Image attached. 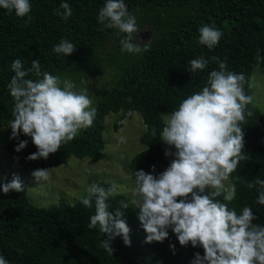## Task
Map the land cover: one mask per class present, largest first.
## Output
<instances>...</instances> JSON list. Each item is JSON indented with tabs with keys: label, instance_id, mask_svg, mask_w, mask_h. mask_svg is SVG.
Listing matches in <instances>:
<instances>
[{
	"label": "trees",
	"instance_id": "16d2710c",
	"mask_svg": "<svg viewBox=\"0 0 264 264\" xmlns=\"http://www.w3.org/2000/svg\"><path fill=\"white\" fill-rule=\"evenodd\" d=\"M62 2L72 9L67 21L54 14ZM106 0H30L31 22L25 26L27 17L18 18L14 11L0 9V127H5L6 151L17 157L21 167L50 169L66 164L68 159L88 158L98 162L104 158V117L120 113L113 130L119 131L125 119L139 111L145 131L139 138L144 147L130 162V179L134 184L135 171L159 175L175 158V150L164 144L159 133L163 127L160 113L176 110L189 95L200 91L212 70L218 64L211 61L216 56L226 58L229 71L244 73L245 93L250 95L248 80L253 66L259 64L264 74V0H125L130 13L140 12L149 6L180 11V17L164 16L167 22L155 25L157 31L147 40L149 50L137 55L135 61L124 68L116 77L109 95L96 105L93 125L47 160H27L37 149L31 138L22 133L11 138L10 122L13 120V98L7 85L14 73L11 63L20 59L25 69L31 62L39 60L41 70L61 77L71 76L95 55L108 37L117 30L102 29L98 23L99 9ZM212 25L223 33L218 45L209 50L198 43L199 28ZM61 39L75 44L71 55L63 57L52 51ZM143 47V45H142ZM204 57L210 62L196 73L189 72L190 61ZM27 78L37 79L33 73ZM253 112L242 124L244 152L249 160L241 161L230 176L235 184V198L228 202L223 196L216 199L228 204L237 214L250 207L257 217L252 223L264 226V206L256 202L257 191L249 189L247 182L259 177L264 179V115L252 104ZM147 126V127H146ZM153 128L156 136L152 135ZM27 146L15 151L20 141ZM165 151L171 155L165 156ZM155 166V172L152 168ZM12 177L4 174L0 184L11 182ZM98 185L108 188L105 182ZM208 193H202L207 195ZM190 199V196H189ZM129 204L122 217L129 228L130 246H125L122 236L111 240L114 249L109 256L100 247L101 240L110 234L101 233L99 226L89 229L93 207L86 208L80 201L73 204L59 202L47 208L34 206L26 194L0 191V255L9 264H191L195 254L204 255L202 247L191 244L181 246L176 235L168 230L163 242L145 243L146 234L138 220V209L127 197L113 194L106 200L109 212L119 208V202ZM174 246L173 248H170ZM22 250V252L18 251Z\"/></svg>",
	"mask_w": 264,
	"mask_h": 264
},
{
	"label": "clouds",
	"instance_id": "9594fccd",
	"mask_svg": "<svg viewBox=\"0 0 264 264\" xmlns=\"http://www.w3.org/2000/svg\"><path fill=\"white\" fill-rule=\"evenodd\" d=\"M31 7L30 0H0V9L14 11L18 18L27 17L25 26L32 19ZM54 14L67 21L73 13L68 3L62 2ZM97 20L101 30L113 29L124 34L119 40L121 53L140 55L149 50L147 43L135 42L140 29L125 0H106ZM198 31V43L209 50L223 36L212 25H202ZM74 50L75 44L68 39H61L52 49L63 57ZM211 61L218 64V70L210 72L206 85L184 99L176 110L161 116L163 127L159 138L175 148V158L159 175L135 171L132 203L139 209L138 220L146 234L145 243L163 242L171 229L181 246L191 244L193 248H203V257L195 254L191 264H264V226L252 223L257 218L252 209L244 207L237 214L227 203L216 199L223 196L224 201L230 202L235 198V184L226 182L241 161L250 159L244 152L241 125L253 115L247 110L253 97L245 93L244 73L229 71L226 58L213 56ZM209 62L204 57L192 59L188 71H202ZM11 71L14 75L7 87L14 106L9 127L12 139L21 133L31 138L37 151L27 160H47L50 154L93 125L96 108L86 87L78 88L69 77L61 79L42 71L39 60L32 61L31 67L25 69L24 62L16 59L11 63ZM30 73L37 79L27 78ZM152 135H157L155 128ZM26 146L27 140L20 141L15 151ZM168 155L171 153L165 151V156ZM31 176L37 183L48 181L49 169L34 170ZM246 186L256 189V202L264 206V179L257 177ZM205 189L209 193L202 195ZM0 191L21 192L24 185L14 175L11 182L0 184ZM115 191V184L108 188L92 184L80 199L90 209L94 201L95 212L90 216L88 228L99 226L101 233L110 234L109 239L100 242L109 256L114 251L111 240L115 236H122L125 246H130L129 228L122 218L129 204L120 201L119 208L110 213L106 203ZM0 264L9 262L0 255Z\"/></svg>",
	"mask_w": 264,
	"mask_h": 264
},
{
	"label": "rangeland",
	"instance_id": "374dc122",
	"mask_svg": "<svg viewBox=\"0 0 264 264\" xmlns=\"http://www.w3.org/2000/svg\"><path fill=\"white\" fill-rule=\"evenodd\" d=\"M163 13L167 16H174V18L182 14L177 10L174 15L171 9L154 6L133 13L140 29L135 42L146 43L157 31L155 25L167 22L168 19ZM123 35L116 31L108 37L105 44L88 63L69 76L78 88L86 87L89 90L93 98L92 106L95 108L109 95L117 75L137 58V55L121 53L119 40L123 38ZM81 81L84 83L81 84ZM248 84L250 96L253 97L251 104L264 115V74L260 71L259 64L253 66ZM167 114L169 113H160V117ZM119 116L120 113L110 112L104 117L102 138L105 156L102 160L92 162L88 158L71 157L66 164L49 169L50 179L48 181L38 183L31 176L35 169L19 166L17 157L6 151V129L0 127V177L4 174L11 177L19 176L24 185L23 192L31 204L41 208L57 205L59 202L67 204L78 202L86 194L88 186L99 182L115 184L116 191L113 194L124 195L130 204L135 206L132 203L134 184L130 179L129 162L144 148L139 138L145 131V127L139 111H134L131 118L125 119L121 129L116 132L113 127ZM171 148L175 150L174 147ZM226 183L231 184L230 180ZM204 193H209V190L205 189Z\"/></svg>",
	"mask_w": 264,
	"mask_h": 264
}]
</instances>
